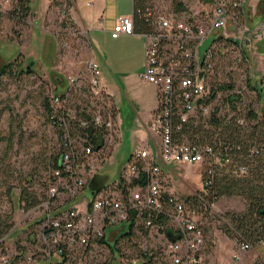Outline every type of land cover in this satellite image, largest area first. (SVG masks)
I'll use <instances>...</instances> for the list:
<instances>
[{"label":"built area","instance_id":"1","mask_svg":"<svg viewBox=\"0 0 264 264\" xmlns=\"http://www.w3.org/2000/svg\"><path fill=\"white\" fill-rule=\"evenodd\" d=\"M198 2L205 8L207 24L174 21L149 7L144 13L151 23L148 31L138 33L134 16H122L111 32L115 39L136 34L145 38L141 78L158 90L160 104L149 130L159 141L154 149L132 152L119 177L90 196L86 204L79 199L86 195L89 183L102 171L110 149L120 138L119 110L115 92L104 82L101 64L94 58L80 72L61 75L62 93L52 96L53 118L61 129L60 168L53 173L47 199L34 208V212H41L37 218L43 246L40 261L45 264H69L74 250L95 248L112 252L108 264H204L206 237L200 212L171 188L163 166L201 165L214 155L213 148L177 140L175 135L181 123L198 109H205L200 101L212 92L216 48L227 44L234 61L250 66L244 44L251 47L264 41V20L255 29L242 28L237 36L231 28L240 25L238 12L244 7L243 1ZM211 37V43L202 50ZM261 66L259 78L264 83V52ZM74 99L80 100L77 106L71 103ZM176 118L179 123H175ZM140 179L144 185L132 186ZM63 197L69 201L59 204ZM198 197L201 202L203 197ZM69 202L73 205L61 210ZM214 207L212 204L211 211ZM133 222L135 236L144 226L152 243L128 244L123 250L119 244ZM120 226L121 230L112 231ZM116 239L120 240V252L114 254L111 245ZM240 249L248 251L250 246L243 244ZM8 262L7 255L0 257V264ZM76 264L85 263L80 260Z\"/></svg>","mask_w":264,"mask_h":264},{"label":"rangeland","instance_id":"2","mask_svg":"<svg viewBox=\"0 0 264 264\" xmlns=\"http://www.w3.org/2000/svg\"><path fill=\"white\" fill-rule=\"evenodd\" d=\"M0 0V70L9 64V72L1 77L0 84V222L7 221L12 224L8 234L1 240L0 257L7 255V264H40L43 246L40 241L41 228L38 219L41 212H34L35 207L24 209L22 194L27 193L43 199L47 193V181L52 172V162L59 150L60 138L56 129L50 124L44 108V98L52 94L62 80H56L60 75H69L80 72L90 59L92 45L88 35L83 32L74 18L72 4L68 0H45V7L37 1L30 4V12L26 18H17L12 14L17 0ZM187 7L185 12H175L173 0H152L157 13L165 15L172 20L197 21L207 24L205 8L198 0H180ZM257 9L264 13V0H253ZM248 9V15L240 18V25L231 28L232 34L240 36L242 28L255 29L250 23V0H243ZM258 11V10H257ZM247 12V11H246ZM231 27V26H230ZM213 40L211 37L203 46L204 50ZM245 53L249 56L250 66L236 68L227 44L216 48L213 72L210 84L214 87L224 84H234L239 88L241 75L249 71L252 79H258L263 72L261 56L264 52V41L250 45L244 44ZM32 68L31 73L27 70ZM243 73V74H244ZM104 75L108 76L104 70ZM63 87V86H62ZM60 87V91L63 88ZM229 91H220L217 98L195 119V124H202L203 129H209L206 124L214 112L222 119L229 120L236 113L227 102ZM80 100H72L77 106ZM250 108L259 111L264 105L257 99L254 92L249 94ZM115 104L119 110L120 105ZM118 121V120H117ZM259 122H263L260 120ZM254 119L248 120V128L256 124ZM264 127V125H263ZM250 130V129H249ZM134 127L124 129L123 139L115 148L110 149V158L103 166L101 173L118 178L122 168L129 161L131 153L136 147ZM113 149V150H112ZM112 151V152H111ZM109 153V154H110ZM207 166L177 165L169 170L171 174L167 180L171 188L188 202L203 187V179ZM105 171V172H103ZM103 175V176H104ZM90 198L86 195L80 198L86 204ZM63 197L59 204L68 202ZM192 206L194 200H189ZM23 202V203H22ZM194 207V206H192ZM247 201L241 196H222L215 204L214 211L207 216L198 215L203 222L207 236L215 231H222L223 222L218 214L245 213ZM2 216V217H1ZM203 219H205L203 221ZM122 226L112 231H119ZM227 229V228H226ZM224 231V232H223ZM133 236V240L123 238L119 246L123 250L128 244L152 243V238L145 234ZM240 245V244H238ZM238 247V246H237ZM259 246L241 251L238 247L230 262L225 264H256L261 256H257ZM125 252H128L125 250ZM264 253V252H261ZM112 252L104 248L76 249L70 255L69 264H76L82 260L85 264H108L112 260ZM256 255V256H255ZM36 262V263H35ZM155 264H159L156 262Z\"/></svg>","mask_w":264,"mask_h":264},{"label":"trees","instance_id":"3","mask_svg":"<svg viewBox=\"0 0 264 264\" xmlns=\"http://www.w3.org/2000/svg\"><path fill=\"white\" fill-rule=\"evenodd\" d=\"M31 1L17 0L12 14L17 18H26L30 12ZM68 1L72 4V0ZM173 2L175 12L181 13L187 11V7L180 0H173ZM149 7H153L152 0H136L134 20L137 32L139 31L137 27L143 30L141 32L148 31L151 28V23L144 16ZM0 12L3 13L2 11ZM1 13L0 16L2 15ZM238 13L239 18H241L243 16V8H240ZM136 19L138 20V25L136 24ZM233 63L238 70L242 66H245L243 62L237 63L233 60ZM9 68V64L1 68L0 84L1 77L12 72ZM31 72L32 68H29L27 73ZM243 73L240 78L241 84L238 86L239 88L235 87L234 84H224L217 87L211 85V94L206 99L200 101L204 107H207L217 98L220 91L228 90L229 96L227 102L236 113L234 116L229 120H225L214 112L206 122L210 128L203 129L202 124L197 126L195 124L196 117L202 114V110L198 109L187 122L180 124L181 130L176 133L175 138L180 141L187 140L193 144L213 148L214 155L209 156L203 163L207 166L203 179V187L189 200H194L192 204L193 208H196L200 212V215L205 218L207 213L211 211V205L216 204L219 197H243L248 204L247 212L240 214H218V217L223 222V225H225L223 226V229L225 227L224 234L234 239L239 248L243 244H247L252 249L264 243V105H260L258 112L252 110L250 108L249 94L250 92H254L257 95V99L261 102L262 98H264V83L263 79H252L249 71ZM58 78L60 81L63 79L61 75ZM59 83L56 90L44 98L43 103L48 120L53 128L56 129L58 136L61 134V129L53 118L52 96L62 93L59 87L61 84ZM249 118L257 121L250 128H248ZM260 120L263 122H259ZM179 122L180 119L176 118L175 123ZM4 139L6 138H1V140ZM60 153L59 149L53 159L52 172L46 184L47 192L53 173L60 168ZM214 159H218V162H215ZM143 181V179L135 180L132 186L137 184L144 185ZM199 194L203 197L201 202L198 199ZM46 199L47 193L43 199L31 195L27 191H24L22 194L24 209L32 206L36 208ZM189 200L190 204L191 201ZM72 205L69 202L61 210H66ZM129 227L130 232L123 234L124 238H129L128 242L129 240H133V236H135V223L133 222ZM11 228L12 224H8V220L0 222V242L9 233ZM139 229L142 233L141 235L145 234L148 236V230L144 226H140ZM119 241V239H116L115 243L111 245L114 254L120 252V249L117 247ZM132 244L129 245L131 246ZM258 261L256 264H264V257H260ZM57 264H65V261H60Z\"/></svg>","mask_w":264,"mask_h":264},{"label":"crops","instance_id":"4","mask_svg":"<svg viewBox=\"0 0 264 264\" xmlns=\"http://www.w3.org/2000/svg\"><path fill=\"white\" fill-rule=\"evenodd\" d=\"M37 1L41 2L44 9L45 0H33L31 5L33 6ZM135 6L136 0H72L74 18L83 32L88 35L92 45L90 58L101 64L104 82L114 90L117 104L124 103L123 107L119 106L120 138L113 148L115 150L121 143L124 129H128L130 125L134 127L133 133L137 142L133 152L138 148L154 149L156 142L159 141L150 132L149 123L160 104L156 86L141 78L145 69V38L140 34L122 35L116 39L111 36L120 17L134 16ZM250 8H252L250 23L251 26H255L264 20V13L262 14L261 8V10L257 9V4L253 0H250ZM244 13L247 17L246 5L243 7V16ZM136 24L138 25L137 19ZM137 30L143 31L138 27ZM104 70L108 76L104 75ZM56 80L60 81L59 78ZM62 86L63 84L59 85ZM173 167L163 166L167 178L171 177L169 170ZM101 172L99 173L101 175L109 174ZM114 176L113 170L108 182L115 180ZM205 236L206 243L203 249L205 264L230 262L238 248L236 241L222 234V231H215L209 236L205 233ZM261 252H264V243L257 251V256L264 257V253ZM40 264L45 262L40 261Z\"/></svg>","mask_w":264,"mask_h":264},{"label":"water","instance_id":"5","mask_svg":"<svg viewBox=\"0 0 264 264\" xmlns=\"http://www.w3.org/2000/svg\"><path fill=\"white\" fill-rule=\"evenodd\" d=\"M108 177L101 174H97L89 183L88 193L91 197H94L104 186L108 183Z\"/></svg>","mask_w":264,"mask_h":264}]
</instances>
